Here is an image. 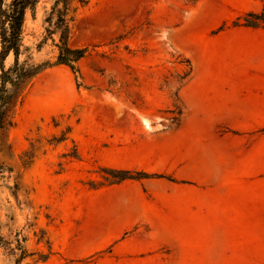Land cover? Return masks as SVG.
<instances>
[{"label":"rangeland","instance_id":"374dc122","mask_svg":"<svg viewBox=\"0 0 264 264\" xmlns=\"http://www.w3.org/2000/svg\"><path fill=\"white\" fill-rule=\"evenodd\" d=\"M83 1L73 5L68 45L84 56L74 69H42L0 131V264H192L209 241L165 239L149 215L168 182L184 183L151 170L161 160L160 137L182 119L179 93L202 49L200 30L208 25L214 38L239 42L216 44L215 70L253 74L264 72V33L235 26L247 13L233 15L236 0ZM51 3L25 18L34 65L56 60L58 36L44 23ZM254 4L260 12L264 0ZM255 143L264 167V140L248 134L241 156ZM112 171L149 177L117 182ZM262 198L264 206V191Z\"/></svg>","mask_w":264,"mask_h":264},{"label":"crops","instance_id":"0c3cea01","mask_svg":"<svg viewBox=\"0 0 264 264\" xmlns=\"http://www.w3.org/2000/svg\"><path fill=\"white\" fill-rule=\"evenodd\" d=\"M236 1L233 15L256 9L255 0ZM209 29L200 30L202 49L179 93L184 108L180 124L160 137L161 160L151 168L184 183L168 182L149 215L163 225L165 239L209 241L192 264H264L263 150L255 143L244 156L240 152L248 134L259 144L264 140L256 136L264 129V93H257L264 72L215 70L216 44L224 49L239 47V42L216 39ZM259 30L264 33L240 29L246 35ZM244 160H251L250 166Z\"/></svg>","mask_w":264,"mask_h":264},{"label":"trees","instance_id":"16d2710c","mask_svg":"<svg viewBox=\"0 0 264 264\" xmlns=\"http://www.w3.org/2000/svg\"><path fill=\"white\" fill-rule=\"evenodd\" d=\"M43 0H0V131L11 125V109L18 102L25 87L42 69L51 65H67L74 69L81 59L84 49H73L68 45L70 22L75 12L74 4H83V0H52L44 19L48 36L57 35L56 60L53 64L34 65L23 43V27L27 13L35 17L36 9ZM199 0H195L198 2ZM235 26L264 30V6L260 12H247L235 21ZM24 55V60L20 57ZM12 56V63L6 67V59ZM112 177L121 182L130 179L148 178L146 173L130 171H112ZM157 178H164L157 176ZM174 181V179H168Z\"/></svg>","mask_w":264,"mask_h":264}]
</instances>
